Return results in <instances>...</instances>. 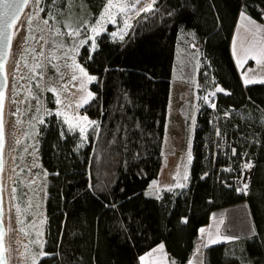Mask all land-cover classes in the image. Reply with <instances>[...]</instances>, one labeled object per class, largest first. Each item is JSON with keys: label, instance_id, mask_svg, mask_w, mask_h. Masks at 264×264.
<instances>
[{"label": "trees", "instance_id": "1", "mask_svg": "<svg viewBox=\"0 0 264 264\" xmlns=\"http://www.w3.org/2000/svg\"><path fill=\"white\" fill-rule=\"evenodd\" d=\"M105 3L74 0L71 15L92 25ZM43 7L44 14L56 16L52 27L67 31L68 0H45ZM241 11L260 22L264 0H156L153 11L133 20L123 40L102 34L94 52L80 48L78 62L96 77L89 85L95 96L80 113L98 127L88 130L79 155V134L67 132L56 116L42 127L46 255L36 264H139L143 254L161 243L176 264H189L198 230L209 224L212 213L240 202L247 204L253 237L205 247L201 264H264V83L244 86L231 55V36ZM179 37L191 47L199 46L217 83L230 93L218 97L217 112L230 115L221 128L236 140L237 154L253 163L246 197L222 183L225 161L218 153L213 162L208 111L197 118L189 185L150 188L162 169ZM45 101L53 108L50 93Z\"/></svg>", "mask_w": 264, "mask_h": 264}, {"label": "rangeland", "instance_id": "2", "mask_svg": "<svg viewBox=\"0 0 264 264\" xmlns=\"http://www.w3.org/2000/svg\"><path fill=\"white\" fill-rule=\"evenodd\" d=\"M44 1L40 0L37 5L35 0H29L28 5L25 7V13L20 20L21 25L12 37L7 64V86L3 116L5 147L2 189L7 217L5 234L8 264H33L34 259L36 261L38 257L46 255H39V253H45L47 229V218L44 217L43 213V203L46 196L44 190L46 172L40 163L39 141L42 127L45 125L46 119L52 115L56 116L68 128V125L64 123V119L70 112V106L64 101V96H66L68 87L77 82L81 74L73 66V57L76 64L80 65L77 58L81 47L75 52L70 51V48L73 40H79L83 38V35L77 38L67 35L57 36L55 29H61V27L53 28L50 22L51 16L47 13L44 14V11H40L43 8ZM112 11L115 22L104 23L103 30L98 36H95V40L100 35L106 34L112 41H121L119 38L120 30L124 28V20L129 15H122L116 9ZM149 12L151 11L140 14ZM30 17L32 20L31 25L28 23ZM44 19H48V25L43 23ZM133 20L129 23L130 26ZM96 21L92 25H95ZM107 27H111V30H107ZM129 28L124 29L125 34ZM113 32L117 33L116 37L111 35ZM86 34L92 35L90 29ZM179 38L174 57L171 78L172 89L169 94L165 132L161 148L162 169L158 180H156L157 184L152 187L153 190L181 189V187H176L177 183H182L185 186L190 183L189 168L191 160L187 161V150L191 151L192 158L194 131L197 129L196 119L194 118L196 107L199 105L200 97L203 99L210 90L206 87V80L204 79L202 82L200 80L198 65L201 62L197 58L199 46L191 47L190 42L186 43V40L184 41L182 37ZM90 45L91 40L84 46L92 52ZM182 61H184L183 66L180 64ZM36 65H39V67ZM248 73L252 75H255V73L262 74L257 80L260 81L264 79V66L256 70H248ZM73 75L77 76L76 80H72ZM185 76L191 77V83H186L187 93L190 92V96H186V102L180 97L182 90L179 82L180 80L184 81L185 78L183 77ZM94 81H91V83ZM49 88H54L56 91H49ZM48 93L52 95L53 108H50L45 101V95ZM57 99L60 100V103H57ZM73 111L79 116H86L80 113V109L76 111L73 108ZM58 112L63 113V115H58ZM190 114L192 118L188 127ZM213 116V120H215L216 116L214 114ZM41 120L44 122L41 123ZM84 125L86 126L85 135L87 137V132L93 125L86 122ZM73 132L79 134V141L75 147V151L79 155L86 145V139H81L79 128H75ZM185 174H187V180L183 179ZM230 188L237 196H247L237 194L236 187L233 184ZM214 214L209 224L202 227L205 232L201 233L199 231L202 244L209 242V233L212 234L213 239H218L221 243L229 241L243 243L253 237L254 230L246 202H240L225 209L220 217H217L218 214ZM248 216L249 221H247ZM226 236H235L239 239H223ZM158 247L154 249H158ZM236 250L238 253L239 247H236ZM149 252H152V250ZM148 253L143 255L145 260L140 261L139 264L157 263L159 251L153 252L152 256H148ZM193 257V264H201L197 260L202 257V254L197 252V248Z\"/></svg>", "mask_w": 264, "mask_h": 264}, {"label": "snow or ice", "instance_id": "3", "mask_svg": "<svg viewBox=\"0 0 264 264\" xmlns=\"http://www.w3.org/2000/svg\"><path fill=\"white\" fill-rule=\"evenodd\" d=\"M29 3V0H13V2L11 4H8L7 7L9 9V14L6 16V19L3 21L5 23V25L7 27H12L13 26V22L16 21L18 19V15L20 12V9L22 7H24L25 5H27ZM35 3L38 5L40 3V0H35ZM141 0H106L105 5L103 6V10L98 18V20L96 21L95 25H88V22L86 20H83L79 17H73L71 15V10L72 7H74V0H68V13L65 14V24L64 27L67 29L66 32L62 31L60 28L55 29V34L57 36H61V35H67L69 37L72 38H77V37H82L79 40H73V44L72 47L70 48V51L75 52L79 47L84 46L85 44L88 43L89 40H91V45H90V50L92 52H94L98 45L96 43L95 40V36H98L100 34V32L103 30L104 27V23L107 22H115L114 19V15H113V9H116V11L122 15H127V12L130 10V8H135V6L137 4H140ZM156 3V0H151L150 3L142 5L140 9L137 10V15L139 14L140 11H152L153 10V5ZM14 9V10H13ZM40 11H44L43 8L40 9ZM57 14H60L59 12ZM169 15H172V13H169ZM240 17L242 20L247 21V25L248 27L246 28V31H250L253 35V37H255V35L257 33H260L262 31H264V25H258L257 22L253 19H251L249 16L246 15L245 11H241L240 13ZM53 19H56V16L53 15L52 16ZM31 17L28 20L29 25H31ZM48 19H44L43 23L45 25H48ZM82 26H83V33H82ZM128 27H130V25L127 22V19L124 20V28L120 30V34H119V38L121 40H123L124 37V29H127ZM90 29L92 35L89 36L87 35V31ZM111 35L113 37L117 36L116 32L111 33ZM41 39H43V37H41ZM235 43V42H234ZM241 52L243 53V55L246 58H250L256 61L257 64H260L262 66H264V41L260 42L259 44L256 43H252L248 46V48H243L241 49ZM237 55H239V53H235ZM89 59H91V56H89ZM238 63H243V61L238 60ZM37 67H39V65H36ZM73 66L75 68H77L79 70V72L87 78L88 81H93L96 80L95 76H90L84 67L80 66L79 64H76L75 62V58L73 57ZM4 69V64L2 61H0V72H2ZM249 71H251V69H249ZM77 76L73 75L72 76V80H76ZM264 83V79L257 81L255 79V77H246L245 79V84H249V83ZM81 87H83V84L81 85ZM49 91H53L55 92L56 90L54 88H49ZM224 91L222 88L220 87H216L215 91L210 92L208 95L204 96L203 99L205 102H208L209 97L210 96H215L216 92H222ZM226 94H230V93H226ZM3 91H0V109H2V101H3ZM93 94L91 92L88 93V98H92ZM83 100V103H87L88 99L85 98H81ZM57 103H60V100L57 99ZM82 106V104H77V107ZM213 108L215 107V104L211 105ZM58 115H63V113H57ZM84 122H86L89 125H94L97 126V122L96 121H89L87 116L78 118ZM41 123H43L44 121L41 120ZM64 123L68 125L67 128V132L71 133L75 130V128H79V133H80V137L81 139H86V126L82 125V124H76L73 125L70 123V121L68 120L67 117H65L64 119ZM61 137L64 138L65 137V131H61ZM2 142H3V122H2V117H0V146H2ZM19 142V141H17ZM233 155L236 154V150L233 149L232 150ZM190 155V154H189ZM243 168L246 169H250L252 168V164L251 163H246L243 165ZM227 171H232V169H226ZM187 174H185V176L183 177L184 180H187ZM157 184V181H153L151 187H154ZM185 185L182 183H177L176 187H184ZM248 185L247 183H245L243 185V187L241 189H238L239 191H246ZM171 190V189H169ZM186 222V221H185ZM201 233L205 232V229L201 228L200 229ZM3 233L0 232V237H2ZM223 239L225 240H237L239 239V237H235V236H231V237H223ZM208 243L204 244L203 247H208L210 244H215V243H219L220 241L218 239H213L212 238V234L209 233L208 236ZM156 251H160L161 253H163L164 251V245L161 243L158 247V249H153L152 252H149L147 255L148 256H152L153 252ZM200 251V248H197V252ZM39 255H45V253H39ZM140 260L143 262L145 260V257H140ZM0 264H5V257H4V249H3V244L0 243ZM33 264H36L35 259L33 260ZM172 264H175V261H172ZM189 264H191V262H189Z\"/></svg>", "mask_w": 264, "mask_h": 264}, {"label": "built area", "instance_id": "4", "mask_svg": "<svg viewBox=\"0 0 264 264\" xmlns=\"http://www.w3.org/2000/svg\"><path fill=\"white\" fill-rule=\"evenodd\" d=\"M45 2V1H44ZM44 4V3H43ZM27 6V5H26ZM25 10V9H24ZM198 55L197 58L201 62L198 65V72H200V80L201 82L205 79L206 80V87L210 88V90L207 92L206 95H208L210 92L215 91L216 87H220V85L217 83L216 76L214 74V70L211 67L208 59L204 56L201 50H197ZM198 64V63H197ZM199 77V76H198ZM221 88V87H220ZM227 91L222 92H216L215 96H210L208 102H205L204 99H201L198 101L199 105L196 107V114H195V123H197V118L200 116L201 113L208 111L210 112V128L213 130V138H214V146H212V159L213 162L215 158L217 157V154L219 153L220 156L224 159L225 165L223 166V170L226 173V179L222 180V183L227 188H230L232 184L236 187L237 194H247L249 190V183L252 175V169H253V163L250 161H247L245 159V154L239 155L237 154L236 149V140L229 137L226 132H223L221 126L223 124H227L230 115L229 114H219L217 112L218 107V97L220 95L227 96ZM203 95V94H202ZM215 104V107L213 108L211 105ZM213 114L216 116V119L213 120ZM198 128V125H197ZM237 127H235L236 129ZM222 146V147H221ZM236 150V154L233 155L232 150ZM207 156L209 155V152L206 151ZM246 163H251L252 168L246 169L243 168V165ZM232 169V171H227L226 169ZM206 175H203L205 177ZM247 183L248 187L246 191H239L238 189H241L243 185ZM189 185V184H188ZM187 186L182 187L181 189H185ZM180 189V188H179ZM44 210V208H43Z\"/></svg>", "mask_w": 264, "mask_h": 264}, {"label": "crops", "instance_id": "5", "mask_svg": "<svg viewBox=\"0 0 264 264\" xmlns=\"http://www.w3.org/2000/svg\"><path fill=\"white\" fill-rule=\"evenodd\" d=\"M256 22H257L258 25H264V18H263L262 21H260V22L256 21ZM247 27H248L247 21L242 20L241 17H240V14H239L238 17H237V20H236V23H235V26H234V29H233V33H232V36H231V41H230L231 55H232L235 67H236L237 71L239 72L242 84L244 86H247V85H250V84H256V83H249V84L246 85L244 80L246 79V77H253V76L255 77L256 80H258V78H260L259 76H262V74L259 75L258 73H255V75H252V74L248 73V70L249 69H255L256 70L258 68H261L262 65L257 64L256 61L253 60V59L246 58L243 55V53L241 52V49H242V47L243 48H248V46L250 44H252V43L259 44L260 42L264 41V31H262L260 33H257L255 35V37H253V35H252V33L250 31H246ZM235 53H239V55H237ZM238 60L243 61V63H238ZM180 64L183 66L184 65V61L180 62ZM183 78H185L184 81L183 80L179 81L180 85H181L180 89L182 90V94H181L180 97L184 100V102H186L187 97L190 96V92H189V94L187 93L186 83H189V84L191 83V77L190 76H185ZM243 78H244V80H243ZM257 83H260V82H257ZM171 89H172V82L170 84V92H171ZM170 92H169V94H170ZM185 93H186V95H185ZM191 118L192 117H191V114H190L188 127H189V124L191 122ZM187 154H188V150H187ZM192 159H193V157L191 158V161H192ZM158 190H160V189H158ZM228 208H230V207H228ZM225 209H227V208L215 211L214 213L218 214L217 217H220V216H222V213L225 211ZM214 213H212L211 219H212ZM247 221H249V216L247 217ZM203 227H205V226H203ZM200 229L198 230V240H197L196 246L194 248V251H195L196 248H198V247L200 248V251L198 253H201L202 257H200L197 260L199 263H201V261H202L203 251H204V248H205V247H203L204 244H202L200 242V236H199ZM202 248H203V251H202ZM194 251H193V255H194ZM145 254H143V255H145ZM193 255H192V259H194ZM158 257L159 258L156 260V262H157L156 264H172V261H174V260H172L169 257V254L165 251V249H164L163 253H161L159 251V256ZM192 259H191V264H193ZM140 261L141 260L139 258V262ZM143 264H151V263H143Z\"/></svg>", "mask_w": 264, "mask_h": 264}, {"label": "bare ground", "instance_id": "6", "mask_svg": "<svg viewBox=\"0 0 264 264\" xmlns=\"http://www.w3.org/2000/svg\"><path fill=\"white\" fill-rule=\"evenodd\" d=\"M150 2H151V0H141V3L137 4L135 6V8H130V10L127 12V16L129 15L128 18H127L128 24L133 20V18H135L137 16V10L140 9L142 5L148 4ZM43 9H44V7H43ZM142 12H145V11H140L139 14L142 13ZM24 13H25V10L21 13V15L15 21V24L13 26L12 35H14V33L19 29V27L21 25L20 24L21 23L20 20L23 17ZM51 19H52V16H51ZM9 55H10V51H9ZM9 55H8V58H7V61H6V65H5V72H7V64H8V61H9ZM6 79H7V77H6ZM82 84H83V87H81ZM90 84H91V81H88L86 77H84L82 74H80V79L77 82H74L66 90V96H64L65 97L64 101H66L69 104V106H70V112L68 113L67 117H68V120L70 121V123L73 124V125H76V124L84 125L85 124L84 121L78 119V118H81V117H84V116H79L77 113H75L73 111V108H75L76 111L79 110V109L81 110L82 108L87 106L92 101V99L94 98L95 95H94L93 92H91L89 90V85ZM89 92H91L93 94L92 98H88V93ZM82 97L85 98V99H88V102L87 103H83V100L81 99ZM77 104H82V106L77 107ZM3 116H4V112H3ZM191 136H192V133H191ZM4 147H5V145H4ZM3 154H4V150H3ZM190 160H191V151L188 150L187 161L189 162ZM252 172H253V169H252ZM1 185L3 187V169H2V173H1ZM2 196H3V212H4L3 225H4V230H6L7 217H6V205H5L4 195H3V189H2ZM43 205H45V199H44ZM43 213H44V217H46L45 207H44ZM3 241H4V246H5L6 260H7V264H8V255H7V249H6V234L4 235V240ZM26 246H28V245H26Z\"/></svg>", "mask_w": 264, "mask_h": 264}, {"label": "water", "instance_id": "7", "mask_svg": "<svg viewBox=\"0 0 264 264\" xmlns=\"http://www.w3.org/2000/svg\"><path fill=\"white\" fill-rule=\"evenodd\" d=\"M13 0H0V61L4 64V69L0 72V91H3V101H2V109H0V117H2L3 122V112L5 108V94H6V86H7V79H6V72H5V65L9 55V51L11 48V40H12V31L15 21L13 22L12 27H7L3 22L6 19V16L9 14V9L7 7L8 4H11ZM26 5L20 9L18 17L24 11ZM14 10V9H13ZM5 134H4V122H3V142L2 146H0V232L3 233L2 237H0V243L3 244L4 249V257H5V264H7L6 260V253H5V246H4V225H3V196H2V185H1V173L3 169V150L5 145Z\"/></svg>", "mask_w": 264, "mask_h": 264}]
</instances>
